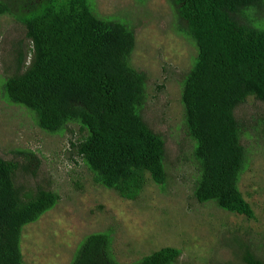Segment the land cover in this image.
<instances>
[{
  "label": "trees",
  "instance_id": "obj_1",
  "mask_svg": "<svg viewBox=\"0 0 264 264\" xmlns=\"http://www.w3.org/2000/svg\"><path fill=\"white\" fill-rule=\"evenodd\" d=\"M167 1L175 31L195 49L178 79L198 167L194 195L201 204L214 201L255 219L239 184L252 152L246 140L256 138L254 144L264 150V113L245 119L238 110L250 98L264 105V0ZM96 5V0H0V15L12 16L25 29L24 38L13 40L9 60L15 70L0 77L1 97L24 107L46 133L74 136L77 128V137L69 139V160H81L95 184L137 201L150 180L167 183V141L145 116L150 76L132 60L135 25L121 14L99 15ZM11 153L0 155V264H32L22 251L25 227L62 198L50 181L39 179L43 161L36 151ZM113 232L88 235L71 264H122L113 253ZM236 240V264H264V241ZM182 254L167 245L130 264H178Z\"/></svg>",
  "mask_w": 264,
  "mask_h": 264
},
{
  "label": "rangeland",
  "instance_id": "obj_2",
  "mask_svg": "<svg viewBox=\"0 0 264 264\" xmlns=\"http://www.w3.org/2000/svg\"><path fill=\"white\" fill-rule=\"evenodd\" d=\"M96 2L99 15L121 14L136 27L138 46L132 60L150 76L152 97L145 116L167 141L168 180L164 186L150 180L137 201L123 199L114 190L95 184L81 160H69V139L77 137V128L74 136L46 133L24 107L7 103L0 92V155L12 157L15 148L36 151L43 161L39 179L50 181L62 198L52 211L25 227V261L71 264L88 235L113 228V253L122 264L141 260L167 245L183 251L178 264H236L240 249L236 239L258 245L264 241L263 148L254 144V137L246 140L252 152L239 184L255 209V219L229 213L214 201L201 204L194 195L198 167L178 82L191 65L193 45L175 31L176 18L167 0ZM24 37L21 23L10 15H0V77L14 72V61L9 60L13 40ZM263 113L264 105L255 98L238 110L245 119Z\"/></svg>",
  "mask_w": 264,
  "mask_h": 264
}]
</instances>
